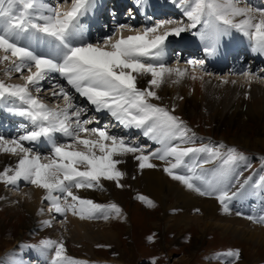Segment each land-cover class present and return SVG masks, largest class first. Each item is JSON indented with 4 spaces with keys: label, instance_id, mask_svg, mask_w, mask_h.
Returning a JSON list of instances; mask_svg holds the SVG:
<instances>
[{
    "label": "snow or ice",
    "instance_id": "snow-or-ice-1",
    "mask_svg": "<svg viewBox=\"0 0 264 264\" xmlns=\"http://www.w3.org/2000/svg\"><path fill=\"white\" fill-rule=\"evenodd\" d=\"M171 2L189 24L159 20L143 29L121 24L112 36L93 43L84 38L82 18L97 6V0H71L66 10L46 0H0V65H6L4 75L9 80L15 73L23 81L12 84L0 80V106L28 122L18 137L0 135V153L18 157L15 166L0 171V184L19 190L24 182L43 190L48 212L64 217L62 223L69 213L80 220L120 219L123 210L116 203H96L77 191H104L103 181L125 188L122 181L127 173L119 166L129 158L136 162L140 174L146 169L162 171L186 190L217 201L225 215L232 214L236 201L250 195L264 196V175L253 181L240 170L247 161L243 152L223 144L196 146L195 133L174 114L175 108L155 103L162 100L157 90L170 78H176L171 80L175 84L189 75L187 68L165 63L169 37L200 26L192 34L207 42L205 51L212 55L221 39L235 31L248 38L255 52L264 55V7H255L247 0ZM142 4L143 0H137V7ZM125 31L135 34L125 37ZM188 65L193 80L197 79V68L205 71L203 61L190 60ZM242 75L249 81L261 79L249 72ZM140 77H150L147 87H138ZM45 81H56L47 90L56 102L54 107L41 97ZM80 99L86 103H79ZM88 106L95 113H106L123 129L141 133L151 144L115 135L108 124L90 127L100 121L88 116ZM58 134L67 142H58ZM44 144L50 146L48 155L36 149ZM249 167L245 165L244 170ZM136 199L156 207L147 196ZM39 214L44 215L43 208ZM235 215L264 226V214L245 216L237 211ZM41 224L52 227L49 219ZM27 247L40 252L48 264H87L67 256L63 241L42 239ZM223 255L226 259L222 264H237L241 259L238 249Z\"/></svg>",
    "mask_w": 264,
    "mask_h": 264
},
{
    "label": "rangeland",
    "instance_id": "rangeland-1",
    "mask_svg": "<svg viewBox=\"0 0 264 264\" xmlns=\"http://www.w3.org/2000/svg\"><path fill=\"white\" fill-rule=\"evenodd\" d=\"M55 1L56 0H50V4ZM119 1L121 0H103V2L101 0H97V3L102 2V5L107 4L111 9L110 11L112 13V17H110L108 25L110 24L109 26L116 31L117 27L113 23V16H118V14H120L119 18L122 22H126L131 25L138 22L140 28L138 25H136L135 28L143 29V25L140 26V24L144 23V18L141 19V23L139 22V18L135 19L133 16H129L131 21L129 19H125L127 15H124V12L130 8L132 9L127 2L131 0H125L123 3H120ZM134 1L136 2L135 6L137 7V0ZM165 1L166 0L150 1L151 7L148 9V16L153 17V20L157 19L156 21L161 20L163 16L165 17ZM56 2H61V0ZM143 2H146V0ZM247 2L255 7H258L256 4L264 7L263 0H247ZM70 3V0H67V3L64 0L63 7H68ZM155 12H158V14L154 15ZM98 15L101 16V14L97 12L96 18L99 17ZM85 16L88 17L87 14ZM138 16L140 17L142 14ZM83 18L82 21H84V23H88L87 18ZM102 18L105 19L104 17ZM174 18L175 17L170 16L168 20H178L177 18ZM186 19L187 18L182 16L178 21L183 20V23L187 25L190 21ZM92 30H94V28L91 29L90 32L85 30L86 36H89V33H91ZM199 30L200 26L197 27L196 31L192 29L188 32L182 33L181 36L183 34L187 35L184 39H186V37L189 38L186 39L184 43L192 41L190 44H192V46H196L197 48H201L206 45L207 42H203L202 44L199 43V36L192 34L193 32H197ZM114 31L110 33L113 35ZM176 38L178 37H174L175 40L170 41L171 43H175H173L171 51L172 55L173 53L175 54V50H177L178 53V49H174V46L177 44ZM231 38L233 40V33H231ZM222 40L225 43H231V46L227 51V53L230 54L236 43L229 41L226 36L223 37ZM236 50L238 51L240 49ZM199 54L204 55L202 53ZM206 54L208 53L206 52ZM172 55L169 57L171 58ZM239 55L240 56L238 57L237 62L241 60V53ZM257 56L258 53L254 51V53L250 55V58ZM209 59H211L210 55ZM235 61L236 60H234V63ZM250 61H253V59L249 60L248 63H250ZM177 64L187 66L188 61H185L184 57H176V60L171 63V66H175ZM262 65L264 66V61L259 66ZM5 66L6 65H0V70L4 69ZM228 66L232 68L230 64ZM245 66L249 68L247 65ZM259 66H257V68ZM189 68L192 70V67L187 66V69ZM263 70L264 67L262 68V71ZM259 71V69L252 70V72L256 74H260ZM188 73L189 75H186L180 80L182 82L176 83L175 88H168V98L164 101H155V103L166 106L169 109L175 108L174 114L178 115L185 122L186 126L191 129L192 133H195L196 146H200L201 144H208L210 146L223 144L226 147H235L239 151L243 152L247 157V161L242 162L240 170L243 171L244 177L251 176L253 181L259 180V177L264 175V106L257 109L254 113V111H250L248 109L247 103H254L253 100L255 98V102L257 100H261V97L259 96L264 93V76L261 77L263 79L257 80L256 83L252 80L249 81V79L242 74L241 77H238V75H231L229 71L219 74L215 73L213 69H205V71L202 72L197 68L194 73L197 76V79L195 80L191 79L189 70ZM203 73H207L208 75L206 74V76H202ZM191 74H193V71ZM207 76H212L213 78ZM228 77L231 81H233L232 83L230 81L228 84ZM0 80H4L6 83L12 84L16 82H23L15 73L13 74L12 79L9 80L4 75V70L0 71ZM225 80L227 83H224ZM193 81H199L202 85L204 84L202 89L204 87L207 89L204 88L205 91L202 89H200L201 92L198 91V88L194 87L192 84ZM43 87L45 91L41 94L42 99H44L50 107H54L56 102L49 99L51 98V94L47 91L51 87V84L47 85L43 82ZM219 88L225 89L224 93L228 94V96L219 95ZM262 88L263 90H261ZM213 90L214 94H211V91ZM206 91L210 92H207L206 94ZM238 96H240L239 99L237 98ZM181 97L183 99H181ZM241 97L242 100H240ZM260 102L264 103V95ZM1 111H3L4 114H2ZM20 119L21 118H17L9 113L5 107H0V135L6 138H13L15 135L19 136L23 134L20 127H23L24 122L20 121ZM9 126H11V129H9ZM63 142L67 141L62 140L61 143ZM136 142L138 143V141ZM147 142L148 141L144 144H147ZM39 146L47 151L45 155L50 153L49 145L44 144ZM16 159H18V157H16ZM6 165L7 164L5 163L2 164V159L0 158V171H2ZM13 165H15V163ZM245 165H250L246 171L244 170ZM126 181H122V183L126 185L123 189L116 188L114 182L103 181L105 188L104 191L91 189H81L77 191V194L82 198L92 199L94 202L101 204L116 203L123 210V215L120 219L113 218L108 221H104L102 219L90 220L94 222V224H98V228H101L103 231H101L103 236L106 232L110 233L107 235V239L105 237H101L102 235H99L100 238L93 242H91V240H82V242L77 243L73 242V239L66 238L65 235L55 238L53 230H51L53 229V226L42 227V224L40 223L42 221L39 220L38 217L41 208L44 209V213L47 212V201L42 202L40 209H38L39 212L34 219L30 218L24 207L9 203L12 198H16L19 194L22 196L25 190H30L31 188H34L33 186L21 182L19 190H15L11 187H6L3 184H0V264H11L7 259L13 250H23L26 252L24 255L25 260H34V262L36 261L38 264H48V259L42 256L40 252L34 248L27 247V245H38L39 241L42 239L63 241L67 256L77 261H86L87 264H152L153 260L156 261V264H222V261L226 259L223 253H226L229 250L237 249L241 253V259L237 262V264H241L242 262L246 263V261L247 264H264V247L262 245L258 248L252 247V249H250V245L247 242H243L240 238L233 237L231 234H228L230 235L229 237H223L221 235L222 229L218 227H214L212 230L209 229L205 235L198 230L196 224H184L183 226L174 228L176 226H172L174 224L173 218H171L173 220H171V224L166 221V218L164 217V209L161 205L164 204L165 206V204H169V202L171 204L174 202L178 204L177 201H174L176 198L173 196L169 198V196L166 195L165 200L159 199L158 202L148 196L146 192H144L143 188H134L130 181L127 179ZM109 190L120 191V195L122 197L116 199L114 195H108L107 193H109ZM138 195H144L152 199L156 204V207H147L145 204L136 199ZM246 200H249L250 204L252 202H256L259 205L255 212L251 211L252 213L250 215H260L261 212H264V196L250 195L245 198V201ZM160 202H162V204ZM232 210L241 212L235 203L232 206ZM167 213L170 217L187 214L186 211L177 209V207H173V209L167 211ZM200 213V210L199 212L194 210L190 215H200ZM191 216L187 217L193 218ZM50 220L53 225L56 224L58 220L64 221L65 218H59L56 215H53V219L51 218ZM30 221L34 222L35 226H39L36 227V229L28 228ZM149 238H151V240Z\"/></svg>",
    "mask_w": 264,
    "mask_h": 264
},
{
    "label": "bare ground",
    "instance_id": "bare-ground-1",
    "mask_svg": "<svg viewBox=\"0 0 264 264\" xmlns=\"http://www.w3.org/2000/svg\"><path fill=\"white\" fill-rule=\"evenodd\" d=\"M56 1H58V0H56ZM56 1L53 3L51 2V4H50V0H46V2L53 7L61 6L64 3V0H61V2H56ZM101 1L103 2V0H101ZM150 1H155V0H146V2H143L142 6H140V8L142 10L140 8L136 7V9L140 11V15L142 14V16H140V18H139L140 19L139 22L141 23L142 18L145 19V21H144L145 26H143L144 28L150 27L152 25V23L157 20V19L153 20V17H152V20L147 19V17H149L148 16V11H149L148 9H150V7H151ZM102 2L97 3L98 6H96L92 11H90V13H87L88 17L84 16L83 19L87 18L88 23L90 22L89 24L87 22L84 23V21H82V23H84V26H86L85 27L86 31L90 32V30L94 28V30H92V32L89 33V36H86V34L84 36L85 40H87L89 42H93V43L98 42V41L102 40L103 38L112 35L110 32L114 31V29L111 26H109L110 24L108 25V23H109L108 21H110V17H112V13L110 11L111 9L107 4L102 5ZM165 5H166L165 6V10H166L165 14L167 17L163 16V18L161 17L162 18L161 20H163V19L168 20L170 18V16H173V17L177 18L178 20L181 19L182 16L184 18H187L183 15L182 11L171 2V0H166ZM256 6L261 7V5H258V4H256ZM116 7H118V6H116ZM66 9H67V6H64L62 8V10H66ZM96 11L99 12L100 14L102 13V16L105 19H103L102 16H100V18H102V19L96 18V13H97ZM167 11L169 13H167ZM163 12H164V10H163ZM156 14H158V12L154 13V15H156ZM136 18H138V17H135V19ZM93 20H95V21H93ZM102 20H103V22H102ZM186 20H188V19H186ZM181 21H183V20H181ZM120 24H127V23L126 22L124 23L121 21V23H119V25ZM114 25H116V27L118 28V24H114ZM136 25H138V22H135L133 26L135 27ZM141 25H142V23L140 24V26ZM138 27H139V25H138ZM194 30L196 31V29H194ZM115 32L116 31H114V33ZM232 33H233V42L237 44V45L235 44L236 46L234 45L233 49H235V51H236V49L245 48L247 50L246 54L244 55V57L246 58L245 60L248 62L249 60L253 59V61H254V62L250 61V63H248V64H252V65L254 64V66L251 67V66L247 65L249 67V68H247L245 66V63H246L245 60H243L242 62L240 60L238 63L241 64L242 67H244V66L245 67L242 68L239 73L249 72L253 76L263 77L264 76V70L262 71L263 65L262 66H259V65L261 64V62L264 61V55H261L258 53L257 57H254V58L251 57L250 58V55H252V53H254L252 43L248 40L247 37L243 36L242 34L237 33L235 31H233ZM134 34L135 33L125 32L124 36L126 37L128 35H134ZM94 35H95V37H94ZM176 39L178 40L179 37ZM174 40H175L174 37H169V41H174ZM190 42H192V41H190ZM190 42L184 43V45H186V47L188 48V50L186 52L191 53L192 51H195V54H198L196 52L206 54L205 48L208 46L207 44L202 46L201 48H197L196 46H192V44H190ZM173 43L170 42V44H169L168 54H167V57L165 60V63L168 66H171V63H173L176 60V56H173L171 53L172 48H173ZM230 46H231V43H225L221 39V41L217 47L216 52L214 54L210 55L211 59H209V62L204 63V66H206L204 68H210L212 66H215L216 68H218L217 72H219V71H222V72L229 71L230 72L231 71L230 72L231 75L239 74L237 71L236 72L232 71L231 68L228 66L229 64L224 63V61L226 60V57L230 56V54L228 55V53H227L228 48ZM237 46H239V47L243 46V47L239 48ZM235 47H237V48H235ZM174 49H176V48H174ZM239 54L237 57L234 58V60H236L235 62H237V59L240 56ZM170 55H172L171 58L169 57ZM179 59H181V58H179ZM256 60H257V63H256ZM185 61H189V60L185 59ZM187 66L191 67L190 65H187ZM187 66L177 64V65L171 66V67H179L180 69L183 70V69L187 68ZM257 66H259V67L257 68ZM254 69H257V70L259 69L260 74H256V73L252 72V70H254ZM3 70L4 69H2L0 71H3ZM188 70H189L190 76H191V72H192L191 68H189ZM204 73L202 74V76H206L207 73L206 74H204ZM16 75H18V74H16ZM210 75H212V74H210ZM207 77H212V76H207ZM238 77H241V75H238ZM149 79H150V77L138 78V87H141V88L147 87V81ZM172 79H176V78L175 77L170 78L165 84H163L161 86L160 89L157 90L158 95L162 97L163 101L169 97V95L167 93L168 88L171 87L173 89L176 87V83L174 84L171 82ZM261 79H263V78H261ZM257 80H259V79H252L253 82H256ZM230 81L231 80L229 78L228 84L230 83ZM54 82H56V81H52V82L45 81V83L47 85H50L51 83H54ZM60 82H63V81H60ZM179 82H182V81H179ZM232 82L233 81H231V83ZM14 84H20V82H16ZM192 84L194 85V87L198 88V91H200V89H202V86L204 85V84L202 85V83H200L199 81H193ZM204 88L202 89L203 91H205ZM205 89H207V88H205ZM219 89H220V91L218 92L219 95L228 96V94L224 93L225 89H221V88H219ZM261 90H263V88ZM200 92H199V94H200ZM207 92H210V91H206V94H207ZM211 92H212L211 94H214V90ZM49 94H51V93L49 92ZM229 95H231V94H229ZM254 95H256V94H254ZM263 95H264V93H262L261 96H259V97H261V100L263 98ZM237 98L239 99L240 96H238ZM49 99L54 101V98L52 96ZM233 99H234V96H233ZM240 100H242V97ZM254 100H253L254 103H252V104L247 103V106H248V109L250 111H254V113H255V111H257V109L264 106L263 105L264 103L262 102L263 103L262 104L260 102L261 100H257L256 102ZM78 102L81 104L86 103L82 99H80ZM61 106H62V103H61ZM0 107H3V106H0ZM88 107H89L88 116L89 117L92 116L93 118L98 119L100 121V123L98 125L94 123V124L90 125V127H102L103 125L108 124L110 131L115 135L125 136L129 139L138 141V143H140V144H144L146 141H148L146 137H144L141 133L137 132L136 130L123 129L121 126L117 125L115 121L111 120V118L106 113H95L91 109V106H88ZM1 113L4 114L3 111H1ZM16 117L21 118L18 116H16ZM20 121L24 122L23 126L28 124V122L25 121L24 119L22 120V118L20 119ZM9 129H11V126H9ZM20 130L24 131V127H20ZM15 137H18V136L17 135L13 136V138H15ZM62 140L67 141V138L58 136V142H61ZM147 144H151V141H148ZM214 146H217V145H214ZM153 147H157V145H153ZM36 149L38 151L42 152L43 154L47 153V151L43 148H40L39 145H36ZM0 158L2 159V164H4V163L7 164L5 167H7L9 165L15 166L13 164L17 162L16 157L11 155V154L0 153ZM119 167L121 168V170H123L127 173V176L125 177L124 181H126V179L128 181H130L133 184L134 188H138V187L143 188L144 192H146V194L148 196L152 197L154 200H156V201H158L159 199L165 200L166 195L169 196V198H171L172 196L174 198H176V200H174V201H177L178 204H176L175 202L171 204L169 202V204L166 203L165 206H164V204L161 205L164 209V213H165L164 217L166 218V221L170 222V224H171V220H172L171 218H173L174 224L172 226L173 227L176 226L174 228H178L179 226H183L184 224L185 225L196 224L198 230L201 231L202 234L205 235V233L208 232L209 229L212 230V229H214V227H218V228L222 229L221 235L223 237H229L230 235H228V234H231L233 237L240 238L243 242H247L250 245L249 246L250 249H252V247L258 248L260 245H262L264 247V226L252 223L251 221L244 219L242 216L235 215V212H236L235 210H232L231 215L222 214L217 201H215L214 199L200 197V196L196 195L195 193L186 190L181 184H179V182L171 180L162 171L147 170L146 169L143 172V174H140L136 169V162L130 158L128 159V162L126 164H122ZM206 167L211 168V167H213V165H207ZM132 176H136V179H132ZM103 185H104V183H103ZM107 194L108 195L109 194L114 195L116 199L122 197L120 195L121 194L120 191H117V190L116 191L109 190V193H107ZM44 195H45V193L43 190L37 189L34 187V188H31L30 190H25V192L22 194V196H20V194H19V196H16V198H12V200L9 201V203L15 204V205H20L21 207H24V209L28 212L30 218L34 219V217H36L38 212H39L38 209H40V207L42 205V202H43L42 198ZM122 195H124V194H122ZM160 203L162 204V202H160ZM234 203L237 206V208L240 209L241 213L245 214V216L250 215L252 212H255L257 210V207L259 206L258 203L252 202L250 204L249 200L245 201V199L241 200V201H236ZM173 207H177V209H181L182 211H186L187 214H183V215H180L177 217L168 216L167 211L172 210ZM196 209H199L201 211L200 215L194 214L193 216H191L190 215L191 212L196 210ZM261 214H264V212H261ZM53 215H56L59 218H64V217L59 216L58 214L49 213L48 210H47V212L44 213V215L39 214L38 218L41 221L45 220V219L50 220L51 218L53 219ZM187 216H191L193 218H189ZM61 221L58 220L56 222V224L52 225L53 229H51V230H53V234H54L55 238L62 237L65 235L66 238L73 239V242H76V243L82 242V240H85V241L91 240V242H93L95 240H98V238H100L99 235H102L101 237H105L107 239V235L110 234V233L106 232L105 235L103 236V234L101 233V231H102L101 228H98L99 227L98 224H94V222H92L90 220H80L78 217L73 216L71 213L68 214L65 222L62 223ZM38 226H35L34 222L30 221L28 228L36 229V227H38ZM110 232H112V231H110ZM109 240H110V238H109ZM25 254H26V252H24L23 250H13L9 254V257L7 260L11 264H13V261H20V262H22V264H29V263L30 264H38L36 261L34 262V260H29V259L25 260V256H24ZM241 264H247V261H246V263L242 262Z\"/></svg>",
    "mask_w": 264,
    "mask_h": 264
}]
</instances>
